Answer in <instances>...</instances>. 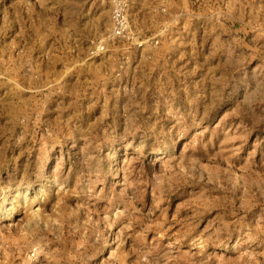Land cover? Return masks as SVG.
<instances>
[{"label": "rangeland", "instance_id": "374dc122", "mask_svg": "<svg viewBox=\"0 0 264 264\" xmlns=\"http://www.w3.org/2000/svg\"><path fill=\"white\" fill-rule=\"evenodd\" d=\"M0 0V264H264V0Z\"/></svg>", "mask_w": 264, "mask_h": 264}, {"label": "built area", "instance_id": "2783aa9c", "mask_svg": "<svg viewBox=\"0 0 264 264\" xmlns=\"http://www.w3.org/2000/svg\"><path fill=\"white\" fill-rule=\"evenodd\" d=\"M112 1V29L108 35V40L130 38V28L128 19V5L131 0H111Z\"/></svg>", "mask_w": 264, "mask_h": 264}]
</instances>
